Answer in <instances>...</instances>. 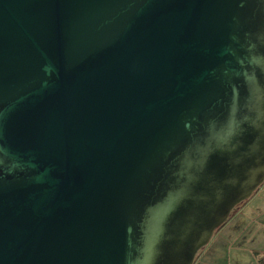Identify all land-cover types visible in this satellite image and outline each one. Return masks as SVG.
Returning a JSON list of instances; mask_svg holds the SVG:
<instances>
[{
  "label": "water",
  "instance_id": "obj_1",
  "mask_svg": "<svg viewBox=\"0 0 264 264\" xmlns=\"http://www.w3.org/2000/svg\"><path fill=\"white\" fill-rule=\"evenodd\" d=\"M264 183V0H0V264H194Z\"/></svg>",
  "mask_w": 264,
  "mask_h": 264
},
{
  "label": "rangeland",
  "instance_id": "obj_2",
  "mask_svg": "<svg viewBox=\"0 0 264 264\" xmlns=\"http://www.w3.org/2000/svg\"><path fill=\"white\" fill-rule=\"evenodd\" d=\"M257 191L250 198L256 195L245 211L249 218H245L244 223L237 225L235 220L236 226H232L234 215L244 204L238 205L228 219L230 221L228 228L218 234L221 226L207 247L200 250L198 254L208 250L209 261L212 264H258L255 255L264 248V227L259 220L254 222L252 214L254 210L257 211L259 204L264 202V183ZM262 208L264 209V206Z\"/></svg>",
  "mask_w": 264,
  "mask_h": 264
},
{
  "label": "crops",
  "instance_id": "obj_3",
  "mask_svg": "<svg viewBox=\"0 0 264 264\" xmlns=\"http://www.w3.org/2000/svg\"><path fill=\"white\" fill-rule=\"evenodd\" d=\"M258 190V189H257ZM256 192H258V191H256ZM255 192V193H256ZM256 196V195H255ZM254 196V197H255ZM253 197V198H254ZM252 198V199H253ZM252 199H250V200H247V201H245L243 204L244 205H242L241 207H240V209L238 210V212L234 215V221H233V225L232 226H236L237 224H242V223H244V219L245 218H249V216L245 213V211H246V209H247V207L248 206H250V204H251V200ZM264 206V202H261L260 204H259V206L257 207V211H255L254 210V212H253V214H252V217H253V220H254V222L255 221H257V220H259L260 222H261V224L263 225V227H264V209L262 208ZM255 209V208H254ZM235 220L237 221L236 222V225H235ZM228 222V223H227ZM229 220L228 221H226V225L224 224L223 226H222V228L220 229V231H219V233L218 234H220V233H223L224 232V230H226L227 228H228V226H229ZM225 233H226V231H225ZM207 247V246H206ZM264 247V246H263ZM213 252V251H212ZM211 252V253H212ZM209 251L208 250H206V251H204L203 253H201V254H198L197 255V257H196V259H195V262H194V264H212V263H210V261H209ZM258 253H264V248L262 249V250H259L258 251ZM256 257H257V254L255 255ZM257 260H258V258H257ZM258 262V264H259V261H257Z\"/></svg>",
  "mask_w": 264,
  "mask_h": 264
},
{
  "label": "trees",
  "instance_id": "obj_4",
  "mask_svg": "<svg viewBox=\"0 0 264 264\" xmlns=\"http://www.w3.org/2000/svg\"><path fill=\"white\" fill-rule=\"evenodd\" d=\"M257 258H258L259 264H264V253H257Z\"/></svg>",
  "mask_w": 264,
  "mask_h": 264
}]
</instances>
